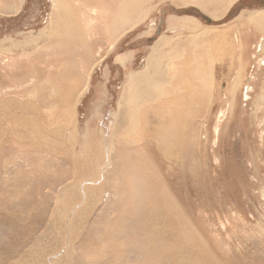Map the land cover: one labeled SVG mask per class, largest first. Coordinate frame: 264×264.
<instances>
[{"label": "rangeland", "instance_id": "obj_1", "mask_svg": "<svg viewBox=\"0 0 264 264\" xmlns=\"http://www.w3.org/2000/svg\"><path fill=\"white\" fill-rule=\"evenodd\" d=\"M60 1L0 0V264H264V0Z\"/></svg>", "mask_w": 264, "mask_h": 264}, {"label": "crops", "instance_id": "obj_2", "mask_svg": "<svg viewBox=\"0 0 264 264\" xmlns=\"http://www.w3.org/2000/svg\"><path fill=\"white\" fill-rule=\"evenodd\" d=\"M250 19H253V20H255L253 23L255 24V25H257V29H260V30H262L263 31V33H264V12L263 11H255V12H253V14L252 15H250ZM249 19V20H250ZM195 29H200V27L198 26L197 28H195ZM258 32V31H257ZM192 35H193V37L192 38H188V42L189 41H195V38H197V40H199L202 36H199V34L198 33H195V32H190ZM259 34V33H258ZM263 36H264V34H263ZM210 40H205L206 41V43H211V42H213L214 40H212L211 38H209ZM261 41H262V43L264 44V37L262 38L261 37ZM230 42V41H229ZM166 43H168V41H166ZM261 49H262V46H261ZM155 53H156V57H160V53H159V51H157V47L154 49V52H153V54L152 55H150L149 56V58H148V62H147V66L148 65H150V62H151V60H152V58H154L155 57ZM183 53V52H182ZM264 53V52H263ZM212 55V54H211ZM170 58L169 59H172L174 62H176V60L178 59V57L179 56H177V52H176V49H174V48H172L171 50H170ZM243 60H242V64H243ZM261 63H262V60H260V62H259V66H262L261 65ZM177 64V63H176ZM211 64V63H210ZM242 64H241V66H242ZM263 65H264V62H263ZM162 66V64L160 63V67ZM165 67H166V64L164 65ZM178 66V65H177ZM240 66V69L239 70H237V76H236V78H234V80H232V78H231V82H234V81H236V82H241L242 81V67ZM150 67V66H149ZM206 68H208V71H207V74H208V79H209V76H210V70H212V68H211V66H207ZM147 70V72H149V69H146ZM164 71H165V68H164ZM146 72V73H147ZM232 77H233V74L231 75ZM200 80V79H199ZM207 81H209V80H207Z\"/></svg>", "mask_w": 264, "mask_h": 264}, {"label": "bare ground", "instance_id": "obj_3", "mask_svg": "<svg viewBox=\"0 0 264 264\" xmlns=\"http://www.w3.org/2000/svg\"><path fill=\"white\" fill-rule=\"evenodd\" d=\"M72 2H68V0H61L60 3H59V8L62 10L65 8L69 9L70 11H74V7L77 6V10L82 12L83 8V5L84 4H79L76 0H71ZM77 2V3H75ZM73 3L75 4L73 6ZM94 9V8H92ZM91 9V15L95 16V14L97 13V10L95 11ZM89 11V10H88ZM71 14V13H70ZM85 14V13H83ZM97 15V14H96ZM88 21L90 22V19H88ZM82 23H85V20L82 22ZM86 31V30H85ZM88 31V30H87ZM87 34V32H85ZM150 66V69H152V71H157L158 68L160 67V57H155L152 58L151 62H150V65L147 66V68ZM167 70H168V75H169V78H170V81L173 82L174 78H175V70H176V64H168L167 66ZM139 80V79H138ZM134 88V90L136 89V87H138L140 85V82H135L133 80L132 84H131ZM153 88H157L158 86H155L154 85L152 86ZM137 90H135V96L137 97ZM158 93V92H157Z\"/></svg>", "mask_w": 264, "mask_h": 264}]
</instances>
